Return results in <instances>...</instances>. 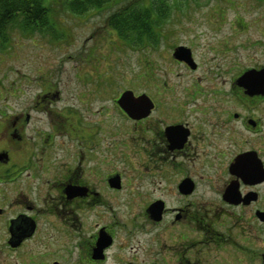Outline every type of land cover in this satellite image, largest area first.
I'll return each instance as SVG.
<instances>
[{
	"label": "flooded vegetation",
	"instance_id": "af4514ba",
	"mask_svg": "<svg viewBox=\"0 0 264 264\" xmlns=\"http://www.w3.org/2000/svg\"><path fill=\"white\" fill-rule=\"evenodd\" d=\"M239 22L205 54L172 46L169 67L126 86L95 51L75 88L39 50L12 70L0 85V264H264V51L236 61ZM161 37L155 20L120 39L156 52Z\"/></svg>",
	"mask_w": 264,
	"mask_h": 264
},
{
	"label": "rangeland",
	"instance_id": "374dc122",
	"mask_svg": "<svg viewBox=\"0 0 264 264\" xmlns=\"http://www.w3.org/2000/svg\"><path fill=\"white\" fill-rule=\"evenodd\" d=\"M47 5L52 21L50 24L61 32L55 28L52 31L50 24L45 27L49 30L35 31L33 34L27 29L10 26L7 41H0V85L17 79L12 70L25 72L32 65L31 58L38 50L44 53L48 69L61 60V77L70 88H75L78 82L75 73L91 51L97 53L98 59L107 60L115 83H138L144 69L151 72L158 66H170L167 52L174 45L191 41L196 43L201 55L210 51L211 43L219 39L223 42L229 36L232 32L229 26L235 25L236 19L241 24L239 36L232 40L239 46L236 61L244 68L250 63L249 57L264 51V0H121L119 4L83 13L70 10L65 0ZM125 5L134 13L141 10L155 12L162 36L156 52L151 45L143 49L138 40L135 43L121 41L109 18L115 10ZM224 20L227 22L223 24L222 31L214 33L213 25ZM236 28L239 30V26L232 27V30ZM31 36L35 37L36 45ZM37 45H43L44 49L40 50ZM258 264L262 263L259 261Z\"/></svg>",
	"mask_w": 264,
	"mask_h": 264
},
{
	"label": "trees",
	"instance_id": "16d2710c",
	"mask_svg": "<svg viewBox=\"0 0 264 264\" xmlns=\"http://www.w3.org/2000/svg\"><path fill=\"white\" fill-rule=\"evenodd\" d=\"M57 0H0V41H7V33L10 26H18L20 29L43 27L48 23L50 15H44L49 11L47 4ZM59 1V0H58ZM70 10L75 13H83L88 10H101L105 7L119 4L121 0H65ZM58 3V2H57ZM127 5L115 10L110 16L109 22L118 31L120 36L136 38L141 30L150 32L155 25V12L141 10L132 13ZM33 20V21H30ZM36 21H40L38 25Z\"/></svg>",
	"mask_w": 264,
	"mask_h": 264
},
{
	"label": "water",
	"instance_id": "95a60500",
	"mask_svg": "<svg viewBox=\"0 0 264 264\" xmlns=\"http://www.w3.org/2000/svg\"><path fill=\"white\" fill-rule=\"evenodd\" d=\"M179 51H181L180 53H183V55H185V53H184V51H185V49L183 48V47H179L178 48V50H177V53H176V56L178 57L179 55H178V52ZM186 56V58H187V55H185ZM180 57V56H179ZM130 99V102H129V104L131 105V104H135V101H132L131 102V100L132 99H134V100H136L132 95L130 96V98L128 97V96H124L123 98H122V100H121V102L123 103V102H127V100H129Z\"/></svg>",
	"mask_w": 264,
	"mask_h": 264
}]
</instances>
